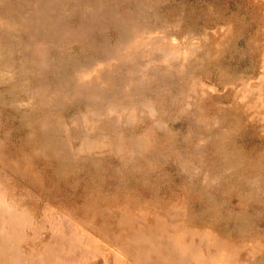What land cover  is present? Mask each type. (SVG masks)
<instances>
[{"label": "rangeland", "instance_id": "1", "mask_svg": "<svg viewBox=\"0 0 264 264\" xmlns=\"http://www.w3.org/2000/svg\"><path fill=\"white\" fill-rule=\"evenodd\" d=\"M0 264H264V0H0Z\"/></svg>", "mask_w": 264, "mask_h": 264}]
</instances>
